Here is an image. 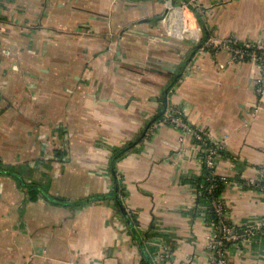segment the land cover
<instances>
[{
	"label": "crops",
	"instance_id": "obj_1",
	"mask_svg": "<svg viewBox=\"0 0 264 264\" xmlns=\"http://www.w3.org/2000/svg\"><path fill=\"white\" fill-rule=\"evenodd\" d=\"M187 28L264 40V0H0V264H208L206 151L166 109L222 145L227 219L264 216L260 70Z\"/></svg>",
	"mask_w": 264,
	"mask_h": 264
},
{
	"label": "built area",
	"instance_id": "obj_2",
	"mask_svg": "<svg viewBox=\"0 0 264 264\" xmlns=\"http://www.w3.org/2000/svg\"><path fill=\"white\" fill-rule=\"evenodd\" d=\"M191 1V0H190ZM189 4L187 2H180L177 5L168 7V12L172 15L179 14L180 10L187 8ZM194 28V27H193ZM193 28H187L186 35L188 38L193 39L199 43L200 48H213V49H225L231 53V62L248 60L255 64L260 70L259 89L264 92V40L257 41H238L233 37H208L204 40H200L197 33L193 32ZM164 119L169 123L179 128L183 133L192 136L197 142H199L205 152L204 165L206 168L211 169L214 165L216 157L219 155L218 150L222 149V145L213 141L205 129L190 124L183 118L180 112L173 109H166L164 112ZM226 184L229 183V179L223 177ZM240 184L248 187H258L264 193V166L259 169V175L257 178L242 180ZM213 186L210 185L207 189L208 194H212ZM212 207L217 214V233L215 228V222L213 220H207L212 230L207 238V249L209 252L208 264H226L227 253L229 250H237L239 252H246L252 249V247L260 246L264 244V216L254 220L253 222H244L240 224L241 230L236 231L234 226L225 222L227 216V207L224 204L222 198L212 200ZM233 242L228 250L223 249L226 242ZM167 256V251L161 250L156 254L158 261L164 260ZM195 260V256L188 257L187 262L192 263Z\"/></svg>",
	"mask_w": 264,
	"mask_h": 264
},
{
	"label": "trees",
	"instance_id": "obj_3",
	"mask_svg": "<svg viewBox=\"0 0 264 264\" xmlns=\"http://www.w3.org/2000/svg\"><path fill=\"white\" fill-rule=\"evenodd\" d=\"M220 152L222 153V149L218 150V153H220ZM224 180L225 179L222 176L220 177L218 175H214V174L212 175L211 169L204 168L203 175L194 181L197 184L198 189H199V192H198L199 194H198L197 199H201V203L203 202V205L205 206L202 209V212L205 214L207 220H213L215 222L214 230L217 233H219V228H217V226H216V225H218V223H217L218 219H217V214L214 212L213 207H212V200L214 198L215 199L222 198L221 197V191H222L224 185H226ZM211 184L214 185L213 191H212V194H208L207 189L209 188V186ZM255 188H258V187H255ZM118 192H120V189L118 188V185L115 184V187L113 188V190L110 194H116L117 195ZM224 219H225V222L233 225L236 231L241 230L242 226L240 224L232 223L230 220L227 219V217ZM146 236H145V238L147 240L157 239L156 238L157 234L154 231L148 232V234ZM232 243L233 242H230V241L226 242L223 249L228 250V248L231 246ZM142 264H151V263L145 262Z\"/></svg>",
	"mask_w": 264,
	"mask_h": 264
},
{
	"label": "water",
	"instance_id": "obj_4",
	"mask_svg": "<svg viewBox=\"0 0 264 264\" xmlns=\"http://www.w3.org/2000/svg\"><path fill=\"white\" fill-rule=\"evenodd\" d=\"M152 264V263H151Z\"/></svg>",
	"mask_w": 264,
	"mask_h": 264
}]
</instances>
